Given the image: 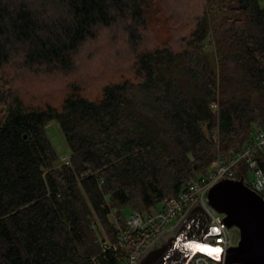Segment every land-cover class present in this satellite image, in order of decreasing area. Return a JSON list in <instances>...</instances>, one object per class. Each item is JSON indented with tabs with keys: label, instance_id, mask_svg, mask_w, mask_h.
<instances>
[{
	"label": "trees",
	"instance_id": "16d2710c",
	"mask_svg": "<svg viewBox=\"0 0 264 264\" xmlns=\"http://www.w3.org/2000/svg\"><path fill=\"white\" fill-rule=\"evenodd\" d=\"M200 3L169 0L179 14L168 16L171 38L152 43V22L163 20L156 0H0V78L14 63L72 73L85 44L119 24L132 57L104 59L114 64L84 81L99 85L93 96L72 83L59 102L46 92L30 103L14 85L0 87V264L117 263L106 247L126 227V208H159L264 130V4ZM52 121L70 165L48 138ZM257 159L264 170V152ZM247 172L245 161L234 166L237 179Z\"/></svg>",
	"mask_w": 264,
	"mask_h": 264
},
{
	"label": "water",
	"instance_id": "95a60500",
	"mask_svg": "<svg viewBox=\"0 0 264 264\" xmlns=\"http://www.w3.org/2000/svg\"><path fill=\"white\" fill-rule=\"evenodd\" d=\"M208 203L225 214L228 227L240 230L238 244L227 251L228 264H264V198L243 177L225 178L210 188ZM210 221L204 205L194 202L172 228L148 246L137 264H190L198 253L220 259L221 246L211 243L220 230Z\"/></svg>",
	"mask_w": 264,
	"mask_h": 264
},
{
	"label": "built area",
	"instance_id": "2783aa9c",
	"mask_svg": "<svg viewBox=\"0 0 264 264\" xmlns=\"http://www.w3.org/2000/svg\"><path fill=\"white\" fill-rule=\"evenodd\" d=\"M216 110L217 103L212 104ZM252 140L247 143L239 153H234L230 160H225L218 155L213 161V167L207 177L190 175L186 185L181 191L172 197H166L160 203V207L151 211L143 212L133 210L125 216L126 227H120L114 242L108 247L116 253L117 263L114 264H137L141 254L152 244L165 230L168 225L177 222L187 212L191 205L198 201L202 203L211 217L210 224L216 225L220 232L211 238V243L218 244L222 248L220 259H214L205 253L193 256L190 264H228L227 251L231 246L238 244L234 240L232 229L226 225L225 214L219 212L208 203V193L214 183L225 178H235L234 166L240 161L248 165L249 174L243 177L245 183L264 198V170L257 159L260 152H264V130L256 128ZM218 137V129L213 133ZM70 153L63 154L60 162L70 165L72 158ZM249 178V182L247 179ZM95 264H102L97 258ZM241 264V263H230Z\"/></svg>",
	"mask_w": 264,
	"mask_h": 264
},
{
	"label": "rangeland",
	"instance_id": "374dc122",
	"mask_svg": "<svg viewBox=\"0 0 264 264\" xmlns=\"http://www.w3.org/2000/svg\"><path fill=\"white\" fill-rule=\"evenodd\" d=\"M155 1V0H154ZM168 1V2H167ZM156 0L158 3L159 11L161 15H163V20L158 24L157 22L153 24L152 22V28L153 29V36L150 37L151 42L161 41L165 42L168 39H170V24L174 25L173 22H169V18L173 17L178 18L177 13L173 14L175 11L173 10V7L171 4H169V0ZM176 4L181 2V0H175ZM198 4L202 0H196ZM264 4V0H261ZM177 4V6H178ZM201 4V3H200ZM167 16H166V15ZM173 14V15H172ZM167 19V20H166ZM165 21L168 22V26ZM181 36V33L178 35H175L173 38L175 40L174 44H176V41L179 40ZM98 40L95 41H89L85 44L83 47L77 66L75 70H73V74H62V73H41V72H33L26 69H21L18 63H14V65L11 66L10 69L7 70V73H2L3 77L0 78V87L2 88H8V85H14L16 89L20 90L21 94L23 95V98L30 103H39L46 101V92L50 93L52 95V100L54 102L61 101L62 97L68 93V90L71 88V84H79L83 86L86 89L87 94H91L90 96L95 95L99 90L98 86H93L92 88L88 89L84 84H86L84 81L87 82L88 79H90V74H94V70L97 66L102 65V69H109L111 65L114 64L111 63L110 67L108 63L105 64L104 59H108L110 54L112 53H119V58H123L125 63L128 65L129 60L132 59L129 48L127 37L123 32V28L121 25H116L111 28H105L100 32V35L98 37ZM144 41L146 40L148 43V29L147 32H145ZM124 48L126 50H124ZM131 63V60H130ZM78 67L80 70L78 71ZM77 71V72H76ZM121 71V70H119ZM88 74V75H87ZM118 77V75H116ZM5 85V86H4ZM5 113V104L0 103V115H3ZM204 130L207 132V125L206 123L203 124ZM48 129H46L48 138L51 140L54 148L56 149L57 153L62 156L63 154L68 153L65 142L64 134L59 126L55 121H52L49 123ZM207 135L208 134L207 132ZM213 135V134H212ZM219 135V134H218ZM220 136V135H219ZM215 137L213 135V139L215 141L216 148L218 151L221 149L220 146V138ZM214 164V162H213ZM213 164L211 165L210 171L212 170ZM249 174V173H247ZM251 177V174H249V178ZM249 178L247 179V182H249ZM131 211H133L132 208H126L124 210L125 215H128ZM117 209H114V211L111 213V221L118 225V222L120 221L119 218L116 215ZM176 220H174L173 223L168 225V229L172 228L174 224H176ZM232 229L233 237L236 242L239 241L240 238V230L236 226L230 227Z\"/></svg>",
	"mask_w": 264,
	"mask_h": 264
},
{
	"label": "snow or ice",
	"instance_id": "6c2138e0",
	"mask_svg": "<svg viewBox=\"0 0 264 264\" xmlns=\"http://www.w3.org/2000/svg\"><path fill=\"white\" fill-rule=\"evenodd\" d=\"M210 252H215V251H217L216 249H210L209 250Z\"/></svg>",
	"mask_w": 264,
	"mask_h": 264
}]
</instances>
